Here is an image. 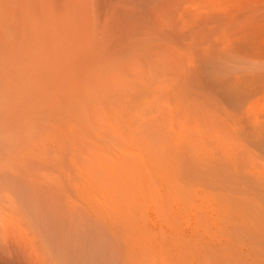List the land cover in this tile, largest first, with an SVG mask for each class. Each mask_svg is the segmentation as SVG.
Returning a JSON list of instances; mask_svg holds the SVG:
<instances>
[{
    "label": "rangeland",
    "instance_id": "rangeland-1",
    "mask_svg": "<svg viewBox=\"0 0 264 264\" xmlns=\"http://www.w3.org/2000/svg\"><path fill=\"white\" fill-rule=\"evenodd\" d=\"M71 232L103 264H264V0H0L2 248L64 264Z\"/></svg>",
    "mask_w": 264,
    "mask_h": 264
},
{
    "label": "bare ground",
    "instance_id": "bare-ground-1",
    "mask_svg": "<svg viewBox=\"0 0 264 264\" xmlns=\"http://www.w3.org/2000/svg\"><path fill=\"white\" fill-rule=\"evenodd\" d=\"M236 54H237V52L235 53L234 48H232L231 53H230V58H229V60L231 62V72L233 74V73L240 71L241 76L239 78H237L235 75H232L233 78L230 81L229 95H230V98H232L233 100L236 99V101H237L241 98V101H246L247 100L246 98L250 94V88L248 87L249 85L247 86V83L245 80V73L247 71V66L249 65L248 69L251 66L254 67L257 60L255 62H253L255 59L251 60L252 58L249 59L248 57L245 56V54H243V56L241 55L240 57H238ZM257 63L259 64V61ZM238 65H239V68H238ZM234 76H235V78H234ZM251 91H252V89H251ZM237 98H239V99H237ZM247 105L253 106L251 102H248ZM50 220H51V218H50ZM50 220H48V223H46V226L44 225V228L46 227V229H48L47 233L48 232L50 233L52 227H56V225H55L56 222H53V223L49 222ZM44 222H47V219H45ZM60 226L63 227L65 225L63 223H61ZM71 234L73 236H70ZM49 235L50 234H48V236ZM67 235L66 236L64 235L61 237H54L53 235H50V238L52 239L51 243L59 242V248L60 249H58V252L60 255V259L63 261L64 264H103L102 262L99 263V262L94 260V258H96L97 255L101 256L103 258V260H106V261L111 260L110 259L111 257L109 258L107 254H103V253L93 249L94 247L97 248L100 245L99 239H94L91 242V244H89L87 238H85V236H82L81 233H80V235H77V234H74L73 232H71L68 236ZM7 238L0 237V264H21L22 258L20 256L21 253H19L20 252L19 250H14L15 247L13 245L12 246L14 247V249L11 250L10 247H12V246L9 247V249L11 251L5 250L2 248L3 245L10 243ZM15 241H16V239H15ZM55 245H56V243L54 244V246ZM6 251H8V252H6ZM22 255L27 257L26 259H27L28 264H39L40 263V261H38L37 258L35 257V255L31 252H29V253L26 252L25 254L22 253ZM25 263H26V261H25ZM109 264H111V263H109Z\"/></svg>",
    "mask_w": 264,
    "mask_h": 264
}]
</instances>
